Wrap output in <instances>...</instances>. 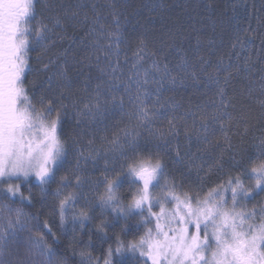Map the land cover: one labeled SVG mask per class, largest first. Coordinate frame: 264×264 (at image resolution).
<instances>
[{"label": "snow or ice", "instance_id": "6c2138e0", "mask_svg": "<svg viewBox=\"0 0 264 264\" xmlns=\"http://www.w3.org/2000/svg\"><path fill=\"white\" fill-rule=\"evenodd\" d=\"M38 2L0 0V201L6 202L0 203V264H67V257L57 255L48 242L49 239L53 243L58 240L49 222L41 221L38 216L29 217L22 208L12 207L17 200L26 206L31 204V190L27 196L21 190L25 184L31 183H35L41 193H48L46 186L57 183L55 192L49 194L56 198L53 208L62 228L71 225L75 233L77 226L82 230L85 222L95 218L91 201L82 191L87 184L94 193L93 200L99 201L102 210H110L116 219L125 221L120 232L125 237L133 233L131 240L115 235V247L109 244L99 257L81 251L80 256L86 257V261L82 259L80 264H131L132 261L134 264H264V201L248 207L250 201L264 193V135L256 138L258 143L254 146L257 151L248 155L241 149L234 152L232 136L228 135L234 124L235 134L246 136L250 131L251 112L243 110L233 117L231 113L221 111V108L228 107L221 87L218 92L220 105L216 111L197 115L188 109L179 117L173 115L168 119V133L175 136L178 135V122L191 115L193 128H196L198 119L199 130L206 134L205 139L210 125L220 122L226 145L224 151L230 158L225 170L221 155L217 168L222 173L221 179L207 192L203 183L198 188L190 183H177L176 177L166 171L164 156L167 153L162 154L159 146L153 151L147 142L142 145L139 129H148L150 137L167 143L164 132L150 128L159 113L149 107V97L154 96L151 101L154 106L163 107L161 92L165 82L174 87L183 85L187 79L198 82L195 65L185 60L176 69H170L167 64L162 68L160 61L155 59L159 53L149 50L143 38H137L133 68H138L146 57L154 58L152 70L156 75L151 83L155 84V91L147 90L150 83L148 69L144 70L143 76L139 71L133 72L125 81L122 74L118 75V46L125 37L119 30L106 33L98 16L91 23L99 27L86 30L85 36L106 37L105 45L101 46L97 39L95 47L103 53L107 64L101 67L100 57L96 56L95 67L107 79L98 83L86 100L81 98L73 105L77 109V127L86 120L99 123L109 104L122 109L123 96L114 94L121 87L131 102L133 110L129 115L136 123L114 132L111 139L102 138L110 146L108 151L113 153L112 159L116 163L109 167V161L105 160L103 179L95 185L80 174L79 161L75 172L56 180L67 153L66 142L60 135L67 114L64 103L67 97L63 89L70 88L72 81L69 69L62 67L55 77H47L40 95L30 94V88L26 86L28 73L34 70L30 52L37 47L54 46L56 41L50 34L60 23L56 18L53 27H49L48 18L37 13ZM95 7L93 5L94 11ZM112 15L119 27V19L115 13ZM88 22L85 13L79 23L86 25ZM57 38L65 39L64 36ZM261 42L264 44V39ZM112 54L117 57L114 63L110 59ZM64 63L67 64V60ZM75 63L81 66V71L84 67H93L90 57ZM44 70H48L47 64ZM220 71L218 69L208 78L219 83ZM222 71L226 73L223 83L228 84L232 72L227 67ZM132 84H135L134 94ZM249 97H252L251 92ZM169 100L173 112L181 108L179 103ZM256 101L261 109L260 123L264 126V84ZM93 143L89 140V149H81V160L95 159L93 152L99 155V150L92 148ZM176 156H180L179 151ZM246 181L254 183L246 184ZM125 183L130 189L127 196L120 191ZM81 200L83 204L77 208ZM135 218H138L135 226L128 223L129 219ZM110 226L101 220L95 227L97 233L107 237L106 229ZM90 247L91 236L85 245V248Z\"/></svg>", "mask_w": 264, "mask_h": 264}, {"label": "trees", "instance_id": "16d2710c", "mask_svg": "<svg viewBox=\"0 0 264 264\" xmlns=\"http://www.w3.org/2000/svg\"><path fill=\"white\" fill-rule=\"evenodd\" d=\"M50 2L63 7L62 11L67 10L68 12H65L67 15L70 12H78L73 20L62 17L61 28L52 38L56 41L54 46L37 47L30 52L31 66L34 70L28 73L26 81L30 94L34 92L38 96L43 91L48 76L55 77L62 67L69 69L72 84L70 88L63 89L67 97L64 101L67 105V114L60 133L61 139L66 142L67 153L63 159V166L56 176L57 181L60 176L75 172L74 162L80 159L81 149L88 150V141L93 140L92 148L99 150V155L93 152L95 159H89L87 162L89 165L94 163L91 172L97 175L89 177L94 185L93 178L104 172L105 160L109 161V167L116 163L112 159L113 153L108 151L110 146L102 138L107 136L111 139L114 132L136 123L129 115L133 110L131 102L121 87L114 94L117 97L123 96L122 109L109 104L108 111L99 123L86 120L77 127V109H74L73 105L81 98L86 100L96 85L107 79L95 67L96 56L100 57L101 67L107 64L103 53L95 47L97 39L101 46L105 45L106 37L85 36L86 30L99 27L91 23L97 16L100 24L105 26L106 33L119 30L125 37L124 42L118 46L120 61L118 75L122 74L125 81L133 72L139 71L143 76L144 70L148 69L150 83L147 90L153 93L155 91L156 86L151 83L152 77L156 75L152 70L154 58L146 57L138 68H133L137 38H143L149 50L159 53L155 59L160 61L162 68L164 64H167L170 69H176L177 65L185 60L190 65H195L198 82L194 83L191 79H187L183 85L175 87L165 82L161 92L163 107L154 106L151 103L154 96L149 97V107L159 113L150 128L153 131L158 129L164 132L167 143L165 140L150 137L148 129H139L142 133L140 137L142 145L147 142L153 151L159 146L162 154L167 153L164 156L167 163L166 171L176 177L177 183L185 185L190 183L196 188L203 183L204 191L207 192L221 179L222 173L217 171L221 155L225 161V170L229 166V153L224 151L226 145L220 130V122L210 125L207 139L204 138L206 134L199 130L198 119L195 122L196 128H193L194 122L191 115L186 116L182 122H178V135L173 136L168 133V119L173 115L179 117L188 109L197 115L201 112L210 114L216 111L217 106L220 105L221 97L218 92L221 87L224 89V99L228 104L227 109L221 108V111H227L233 117H237L243 110H249L252 114L249 122L250 131L246 136L235 134L236 125L231 126L232 131L228 132V135L232 136L235 146L233 151L241 149L246 155L257 151L254 146L258 143L256 138L264 135V126L260 123L261 109L256 101V98L260 97L261 85L264 84L262 79L264 77V44L261 42L264 39V0H96L99 6L96 5L95 11L90 2L77 9L80 0ZM85 13L89 17L86 25L79 23L84 19ZM113 13L120 21L119 27L114 23ZM58 36H64L65 39H58ZM115 50L114 48L113 52ZM85 57L91 58L93 67L91 69L84 67L81 71V66L75 61ZM110 59L114 63L117 57L112 54ZM65 60L67 64L64 63ZM45 64L48 65L47 71L44 70ZM225 67L232 72L228 84L223 83L226 73L222 69ZM218 69H221L219 83L208 78L209 75L216 74ZM132 91L134 94L135 84H132ZM249 92L252 93V97H249ZM46 94L51 95V93ZM169 98L171 102L181 105L176 112L171 110ZM241 132H243V126H241ZM120 134L122 136L123 132ZM177 151L180 153L179 157L176 156ZM247 183L254 182L246 181ZM57 186V183H52L46 186L48 193H41L35 183L25 184L21 190L25 196L31 190V204L26 206L17 200L12 207L22 208L29 217L38 216L41 221L49 222L58 240L53 243L49 239L48 242L57 255L67 257V264H80L82 259L86 261V257L80 256L81 251H86L93 257L101 256L102 251L109 244L115 247L113 240L117 234L121 239H133V233L125 237L120 232L125 221L116 219L115 214L110 210H102L99 203L97 206L91 204L95 218L85 222L82 230L77 226L73 233L71 225L62 228L53 208L56 198L49 194L55 192ZM100 190L102 191V188ZM82 191L85 194L89 193V185L86 184ZM120 191L127 196L130 191L129 185L125 183ZM259 201H264V193L250 201L248 207L251 208ZM0 203L6 202L0 201ZM82 204L83 202L80 201L76 207L79 208ZM137 219H129L128 223L135 226ZM101 220L111 225L106 229L107 237L96 231L95 226ZM73 236L76 238L75 241ZM89 236L92 239V247L85 248ZM131 264H134V261Z\"/></svg>", "mask_w": 264, "mask_h": 264}, {"label": "rangeland", "instance_id": "374dc122", "mask_svg": "<svg viewBox=\"0 0 264 264\" xmlns=\"http://www.w3.org/2000/svg\"><path fill=\"white\" fill-rule=\"evenodd\" d=\"M59 1L64 2L65 0H59ZM85 3H89L90 5L91 4H93V5L95 4V6L96 5L99 6V4H98V2H96V0H80V2L78 3L77 9H80V7H84ZM36 9H37V13L38 14H43V16L45 18H48L49 27H53L55 19L59 18V21H60L59 26L54 28L53 32L50 34L51 38H54L56 33L59 31V28H61V23L63 21L62 20L63 18H67L69 20H73V18L75 16H77V14H78L77 11H74V12H70L68 14L69 15L68 16L67 13H65V12H68L67 10L66 11H62L63 7L56 6L53 3L49 4V2L46 1V0H39V2L36 5ZM76 142H75V144H76ZM76 159H77V154H76ZM78 161L80 163V170H81L80 174L81 175H84V176H86L88 178L92 177L94 175H97L96 173L91 172L92 168L94 167V163H92V165H89L88 162H85L84 160H81V159L75 160V162H74L75 163L74 164V170H76ZM102 174H99V176H97L96 178H93V182L95 184H96L97 181H100V180L103 179V175ZM155 191L159 192V189H156ZM86 195L88 196V199L91 201V204L93 206H97V203H99V201L98 200H93L94 193L89 191V193L86 192ZM81 201L83 202V200H81ZM229 203H231V202H229Z\"/></svg>", "mask_w": 264, "mask_h": 264}, {"label": "flooded vegetation", "instance_id": "af4514ba", "mask_svg": "<svg viewBox=\"0 0 264 264\" xmlns=\"http://www.w3.org/2000/svg\"><path fill=\"white\" fill-rule=\"evenodd\" d=\"M46 1H48L49 2V4L51 3L50 1H58V0H46Z\"/></svg>", "mask_w": 264, "mask_h": 264}]
</instances>
